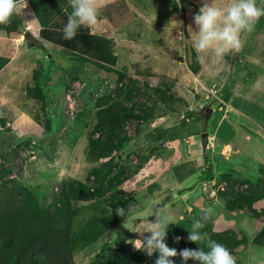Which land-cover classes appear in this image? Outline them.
<instances>
[{
    "label": "rangeland",
    "instance_id": "rangeland-1",
    "mask_svg": "<svg viewBox=\"0 0 264 264\" xmlns=\"http://www.w3.org/2000/svg\"><path fill=\"white\" fill-rule=\"evenodd\" d=\"M214 2L224 7L230 0ZM256 2L264 7V0ZM201 4L105 0L91 31L113 62L96 49L42 38L30 0H20L22 30H0V55L10 59L0 70V211L23 198L21 188L53 210L63 183L77 179L95 192L73 202L78 264H155L158 253L134 250L127 241L142 237L123 224L143 232L158 207L175 221L167 229L169 247L190 248L193 220L211 207L200 231L210 239V228H234L249 242L233 256L264 264V246L254 242L264 222L226 206L233 191L264 182V16L251 33H241L238 52L201 66L192 19ZM103 117L119 125L106 157L93 145L109 134ZM108 160L101 182L95 168ZM114 194L128 200V219L110 205ZM110 216L118 223L105 220ZM93 219L100 222L98 237L85 245Z\"/></svg>",
    "mask_w": 264,
    "mask_h": 264
},
{
    "label": "trees",
    "instance_id": "trees-1",
    "mask_svg": "<svg viewBox=\"0 0 264 264\" xmlns=\"http://www.w3.org/2000/svg\"><path fill=\"white\" fill-rule=\"evenodd\" d=\"M34 12L41 23L40 36L44 39L56 41L64 47L94 51H100L106 60L116 56L112 52H107L102 42V38L95 35L91 29L81 27L78 34L72 40L63 38V28L67 23L68 15L72 9L68 0H30ZM175 2L174 9H178ZM59 18V19H58ZM23 21L20 15H14L11 23L0 25V30L7 32H20ZM26 30V29H25ZM29 33V32H28ZM29 36L34 37L31 33ZM28 36V37H29ZM39 44L38 39L35 38ZM9 58L0 55V70L9 62ZM33 91L32 89H30ZM106 116V115H105ZM103 117L104 126L108 124L106 138L101 141H94L96 148L99 149L98 155L106 157L117 145V137L113 135L118 128V123L107 120ZM107 122V124H106ZM110 161L103 162L102 166L95 168L97 179L101 182L105 179L106 167ZM206 178L213 179L214 174L211 169L206 170ZM19 192L23 198L9 205L4 211H0V264H78L74 259L73 242L75 233L73 232V220L76 214L73 202L86 201L94 198L95 192L77 179H70L63 183L60 196L54 202V209H44L40 206L37 198L26 188H21ZM111 202L113 207H124L128 200L119 198L114 194ZM264 202V182L261 184L250 183L246 188H238L226 197V206L230 210H246L264 222V207L257 209L255 204ZM106 221H118L113 216L107 217ZM96 219L88 224V238L85 245H89L97 239L98 233L95 227L99 225ZM210 239L225 245L232 255L246 246L249 238L241 235L237 230L229 227L224 230H213L210 228ZM254 242L264 246V225L255 236ZM207 241L191 242L190 248L201 247L207 251ZM236 264H243L234 257ZM175 264H182L178 256L174 259ZM187 264H198L197 261L189 260Z\"/></svg>",
    "mask_w": 264,
    "mask_h": 264
},
{
    "label": "clouds",
    "instance_id": "clouds-1",
    "mask_svg": "<svg viewBox=\"0 0 264 264\" xmlns=\"http://www.w3.org/2000/svg\"><path fill=\"white\" fill-rule=\"evenodd\" d=\"M105 0H68L72 11L68 15L67 23L63 28V38L72 40L78 34L81 27L91 29L99 18V10ZM21 12L20 0H0V25H8L14 15ZM264 16V7L257 5L256 0H230L224 6L219 7L214 0H202L199 10L193 15V23L196 26V38L193 41V48L197 54L196 61L201 66L208 62L209 57L222 60L229 53H236L242 47L244 41L241 33H251L255 23ZM215 75V74H214ZM115 212L118 216L128 215L123 207H117ZM213 213L211 207L202 210L201 217L194 219L189 230L187 240L195 242L207 241V251L201 247L197 249L183 248L177 251L174 247H169L165 242L168 226L175 223L172 216L168 214V209L158 207L151 215H155V220L149 222L148 227L143 231L132 230L124 221V228L133 232H139L142 238L129 239L127 243L132 244L134 250L146 251L149 257L158 253L155 264H175L171 258L179 256L182 264H187L190 259L198 264H236L234 256L230 250L215 240L208 239L200 229L205 226ZM147 232L150 235L145 236ZM182 238L176 236L174 241L178 243Z\"/></svg>",
    "mask_w": 264,
    "mask_h": 264
},
{
    "label": "water",
    "instance_id": "water-1",
    "mask_svg": "<svg viewBox=\"0 0 264 264\" xmlns=\"http://www.w3.org/2000/svg\"><path fill=\"white\" fill-rule=\"evenodd\" d=\"M204 136H206V134H204Z\"/></svg>",
    "mask_w": 264,
    "mask_h": 264
}]
</instances>
